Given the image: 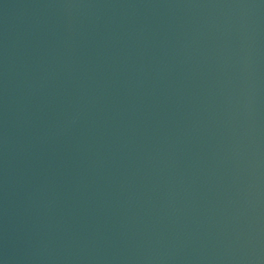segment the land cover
<instances>
[{"label":"water","instance_id":"1","mask_svg":"<svg viewBox=\"0 0 264 264\" xmlns=\"http://www.w3.org/2000/svg\"><path fill=\"white\" fill-rule=\"evenodd\" d=\"M0 264H264V0H0Z\"/></svg>","mask_w":264,"mask_h":264}]
</instances>
